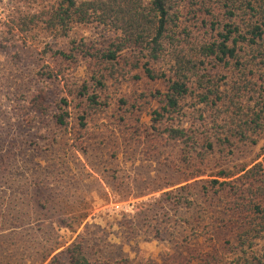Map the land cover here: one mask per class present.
<instances>
[{"label": "rangeland", "instance_id": "obj_1", "mask_svg": "<svg viewBox=\"0 0 264 264\" xmlns=\"http://www.w3.org/2000/svg\"><path fill=\"white\" fill-rule=\"evenodd\" d=\"M58 2L0 0V264H48L82 238L90 257L187 264L215 241L191 228L196 212L157 214L150 228L136 217L164 192L195 181L184 182L182 172L169 168L180 147H162L151 129L141 94L163 85L136 79L137 72L110 79L99 98L107 107L93 114L83 153L71 138L81 108H69L68 126L59 128L54 116L66 96L60 71L69 73L70 84H81L88 78L86 63L70 69L54 52L72 42H101L115 32L97 24L50 29L47 20ZM135 103L142 110L129 112ZM263 152L264 140L213 157L237 171L261 161ZM201 179L210 177L196 180ZM168 181L176 184L158 188Z\"/></svg>", "mask_w": 264, "mask_h": 264}, {"label": "trees", "instance_id": "obj_2", "mask_svg": "<svg viewBox=\"0 0 264 264\" xmlns=\"http://www.w3.org/2000/svg\"><path fill=\"white\" fill-rule=\"evenodd\" d=\"M91 24L115 33L54 52L70 69L85 61L88 74L81 84H70L69 73L60 71L66 96L62 112L54 116L56 125L68 126L69 108L80 107L71 138L87 153L84 138L90 136L93 114L107 107L99 98L110 79L137 72L136 79L162 83L141 94L151 129L162 147H180L169 168L182 172L184 182L195 181L164 192L136 215L139 223L150 228L157 214L196 212L191 228L215 241L188 258L190 264H264V152L261 161L237 171L213 157L264 140V0H59L47 20L58 32ZM142 108L135 103L129 112ZM207 174L210 179L196 180ZM48 264L150 263L90 257L82 238Z\"/></svg>", "mask_w": 264, "mask_h": 264}]
</instances>
